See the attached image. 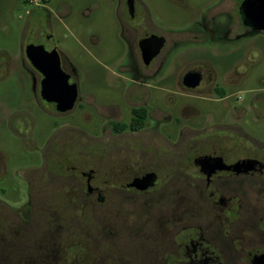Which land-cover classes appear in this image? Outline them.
Returning <instances> with one entry per match:
<instances>
[{
	"label": "flooded vegetation",
	"instance_id": "af4514ba",
	"mask_svg": "<svg viewBox=\"0 0 264 264\" xmlns=\"http://www.w3.org/2000/svg\"><path fill=\"white\" fill-rule=\"evenodd\" d=\"M12 1L0 0V21L12 6L30 8L25 19L31 28L29 45L58 53L67 84L59 80L44 89L45 69L31 65L25 46L23 64L35 107L17 105L0 115V137L21 133L27 118H34L31 112L98 118L101 125L97 137L75 129L51 135L39 163L14 172L25 185L26 203L11 209L0 202L9 215L2 217L0 211V225L10 220L0 231V264L63 263L66 246L58 209L45 206L58 201L60 185L67 187L62 191L74 211L84 214L98 206L104 222L98 231L68 229L69 250L76 251L69 264H253L263 255L264 146L239 124L240 118H264V75L248 55L256 47L253 40L264 35L252 28L261 0H131L130 5L110 0L126 59L119 65L118 83L105 85L100 98L82 93L70 58L46 45V24L65 19L71 5ZM162 3L164 15L159 13ZM181 52L188 57H180ZM6 55L0 52V66L9 73ZM170 65L180 66L172 84ZM156 90L165 93V108L154 105ZM73 91L72 107L61 111ZM6 93L0 89V101ZM177 98L199 105L177 104ZM76 109L79 115L73 117ZM163 118H235L237 123L218 124L202 136L193 131L196 141L184 144L186 134L184 145L173 150L165 136L157 138ZM16 120L20 129L12 126ZM8 175L0 152V182ZM148 176L147 187L138 189L135 185ZM77 234L83 238L77 240ZM94 248L102 250L99 258L86 255ZM121 249L126 253L118 256Z\"/></svg>",
	"mask_w": 264,
	"mask_h": 264
},
{
	"label": "rangeland",
	"instance_id": "374dc122",
	"mask_svg": "<svg viewBox=\"0 0 264 264\" xmlns=\"http://www.w3.org/2000/svg\"><path fill=\"white\" fill-rule=\"evenodd\" d=\"M12 1V0H11ZM69 3L71 5L70 12L65 19L52 18L49 24H46V31L50 40L46 42L48 48H55L58 51L65 53L75 65L78 72V85L82 93H93L98 98L102 97V89L105 85H114L119 81V65L126 59V52L123 44L118 40L116 29L113 27L114 16L112 8L114 6L110 0H56ZM13 2V1H12ZM11 4L13 5V3ZM48 10L52 11L51 6H47ZM164 4L159 8L160 15H164ZM27 11V13H26ZM66 11V10H65ZM60 10V14L65 12ZM30 8L26 10H15L13 6L6 14V20L0 21V52L5 51V61L7 67L9 65L10 72L7 73L3 66H0V89L6 88L8 93L0 101V115L8 114L15 106L20 107H35L28 89L30 79L25 72L24 55L22 50L29 45L31 41V28L25 22L26 16ZM54 12V11H53ZM66 14V12L64 13ZM94 36L98 39L95 44L90 37ZM253 45L256 47L251 49L250 59L255 65L257 72H263L264 75V35H257L253 40ZM180 57H188L186 53H180ZM214 58L213 60H215ZM0 62L1 58H0ZM1 65V64H0ZM5 66V67H6ZM180 70L178 65H170L169 67V84H172V79ZM7 73V74H6ZM243 96V93L240 94ZM154 105L165 108L168 104L165 93L158 90L155 91ZM179 101L193 102L199 105L198 101L177 98ZM213 109V105L206 107ZM34 118H27V123L22 125L21 133L10 132L0 137V152L6 156L7 170L9 175L0 182V202L8 205L11 209H18L26 203V188L19 177H16L14 172L19 168H27L32 164L39 163V153L45 146L47 139L53 134H63L67 130L75 129L86 132V134L97 137L101 122L98 118H77L79 111L76 109L72 113L76 118H60L53 116V113L31 112ZM0 116V117H1ZM166 123L162 124L157 133L158 137H166L167 147L174 149L180 148L184 144H189L190 139L195 138L192 135L193 131H201L200 135L211 131L218 124H233L237 123L235 118H163ZM169 120V122H167ZM17 121L12 123L13 127L19 128L21 125H16ZM241 124L246 132L253 140L264 146V118H240ZM20 129V128H19ZM206 130V131H203ZM187 138L182 142V138ZM194 134V133H193ZM198 135V137L200 136ZM145 137L144 135H139ZM194 140V139H192ZM195 139L194 141H196ZM248 146V144H247ZM173 158L180 162L177 156ZM67 190V187L60 185L57 188L58 201L55 203H45V206L55 205L58 209L59 224L64 231L62 239L65 242L64 259L61 264H69L74 253L70 252L71 236L70 230L75 231L74 227L86 229L91 228L100 230L103 225V216L101 209L98 206L92 207V211L87 210L84 214L76 212L72 209L71 202L67 201L62 190ZM61 193V194H60ZM56 199V198H55ZM57 200V199H56ZM1 216L8 218V214L4 213V208L0 205ZM52 210L48 212V217L51 219ZM47 217V218H48ZM46 219V217H45ZM10 220H7L9 222ZM7 222L0 225L4 229ZM1 223V222H0ZM73 226V227H72ZM71 227V228H70ZM70 229V230H68ZM95 231V230H94ZM80 232V230H76ZM2 234V232H1ZM5 235V231H3ZM7 238L16 240L15 236ZM12 235V234H11ZM96 235V234H94ZM100 236H96L99 238ZM77 240L82 239L79 234L76 235ZM62 241V240H61ZM63 242V241H62ZM102 250L94 248L92 251H87L88 257H100ZM126 251L118 252V256L125 254ZM1 256V255H0ZM52 264V263H50ZM94 264V262H93ZM96 264V263H95ZM101 264V263H97Z\"/></svg>",
	"mask_w": 264,
	"mask_h": 264
},
{
	"label": "water",
	"instance_id": "95a60500",
	"mask_svg": "<svg viewBox=\"0 0 264 264\" xmlns=\"http://www.w3.org/2000/svg\"><path fill=\"white\" fill-rule=\"evenodd\" d=\"M129 1V5L131 4V0ZM261 4L263 5L262 9H259L258 11L255 12V18L257 21V24L253 25V29L255 30H261L264 31V0H261ZM159 45L156 50V52L159 50ZM26 56L28 60L30 61L31 65L39 70H42V68L45 69L44 75H45V80H44V89H49L53 87L59 80L67 84V77L62 78L63 76L60 66H59V56L58 53L53 50L50 53L46 52L41 46H33V45H28L26 47ZM155 52V53H156ZM155 54H152V56ZM150 57V56H148ZM196 84H191L187 85V87H194ZM75 99V92H72V95L67 99L66 105L64 107L59 108L61 111H65L67 109H70L73 105ZM151 180V177L148 176L142 181L141 183H137L135 186L143 190L147 186L149 181ZM253 264H264V254L260 255L256 258H254Z\"/></svg>",
	"mask_w": 264,
	"mask_h": 264
},
{
	"label": "trees",
	"instance_id": "16d2710c",
	"mask_svg": "<svg viewBox=\"0 0 264 264\" xmlns=\"http://www.w3.org/2000/svg\"><path fill=\"white\" fill-rule=\"evenodd\" d=\"M140 125H141V123H140Z\"/></svg>",
	"mask_w": 264,
	"mask_h": 264
}]
</instances>
